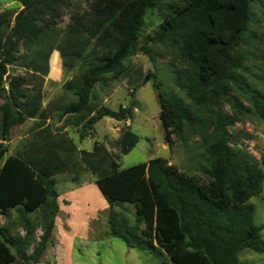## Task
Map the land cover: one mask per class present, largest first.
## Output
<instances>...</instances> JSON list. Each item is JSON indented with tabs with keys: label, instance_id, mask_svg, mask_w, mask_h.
I'll return each instance as SVG.
<instances>
[{
	"label": "trees",
	"instance_id": "16d2710c",
	"mask_svg": "<svg viewBox=\"0 0 264 264\" xmlns=\"http://www.w3.org/2000/svg\"><path fill=\"white\" fill-rule=\"evenodd\" d=\"M16 1L19 11L0 12V216L9 220L15 212L23 234H15L10 222L0 224V264H40L53 246L60 211L57 176L64 173L76 183L83 173L95 177L109 206L108 234L143 253L147 263L243 264L241 252L264 253L262 228L254 223L255 206L249 202L263 192L264 170L231 131L246 112L264 120V93L248 80L253 47L264 37V31L252 30L264 0ZM74 1L86 8L74 10L58 29L57 21ZM154 11L158 30L144 35L146 16ZM142 39L166 46L181 64L175 82L189 102L154 81L159 118L170 150L174 137L200 139L205 181L163 157L122 168V156L140 141L131 127L116 140V156L98 141L91 151L78 150L62 132L72 126L83 141L95 138L94 128L105 117L133 119L139 105L134 92L128 106L113 110L96 101L95 87L123 77L126 60L136 51L148 54ZM21 44L34 51L17 55ZM54 51L64 66L80 65L78 76L65 85L75 99L58 107L63 125L56 128L42 107ZM20 66L23 75L15 73ZM56 68L57 53L52 71ZM27 119L35 120L32 135L7 155L13 130ZM129 206L133 220L126 215Z\"/></svg>",
	"mask_w": 264,
	"mask_h": 264
},
{
	"label": "rangeland",
	"instance_id": "374dc122",
	"mask_svg": "<svg viewBox=\"0 0 264 264\" xmlns=\"http://www.w3.org/2000/svg\"><path fill=\"white\" fill-rule=\"evenodd\" d=\"M169 2L171 0H165ZM21 4L16 0H0V12L12 9L19 11ZM85 4L75 2L71 9L64 10L61 18L57 21V28L63 29L70 22V15L74 10H84ZM252 30L258 34L264 31V5L255 10ZM160 17L157 11L146 16L144 35H155L160 25ZM145 45V51H136L126 60L124 76L119 80L107 79L104 84L95 87L96 101L110 109L117 110L120 105L128 106L132 100L138 101V108L134 111L132 120L116 122L112 118L105 117L96 124V140H99L113 155H118L116 140L120 137L124 127H131L132 131L140 137L139 143L121 158V167L129 168L136 164L147 162L155 157L168 159L170 164L175 165L181 172L197 176L205 181L201 142L198 137H191L186 142L175 139V146L170 150L164 142V129L160 121V102L154 81H161L168 94L178 96L189 102L186 94L176 85L175 70L181 67L180 62L174 57L169 48L164 45L141 40ZM254 56L249 63L250 74L248 77L251 85L264 93V37L255 42L253 47ZM34 48H27L23 44L19 46L17 55L30 54ZM59 56V68L52 71V59L54 54ZM49 73L44 78L42 85L43 104L49 115L47 123L56 128L62 127L63 123L58 120V107L75 99L72 91L65 88L67 82L78 76L80 65L64 66L60 54L54 51L48 61ZM14 70V69H12ZM15 73L25 74L22 66L15 68ZM151 75L148 76V75ZM145 78L148 81H145ZM30 89V88H28ZM3 103L0 99V105ZM226 112L231 113L230 107L224 105ZM35 120L27 119L26 122L15 128L12 133L10 151L7 155L19 147L24 139H27ZM70 135L79 144V134L76 128L70 126ZM232 135L238 140L240 148L254 155L264 170V120L256 113L249 111L238 115L231 129ZM234 140V139H233ZM90 147L89 139L81 144V147ZM90 175L83 176L84 182L90 181ZM56 189L65 193L71 188H79L66 174L58 176ZM96 193H94L95 191ZM95 182L84 191L83 201H77L70 205L69 213L73 217L72 229L57 228V234L53 244H57L56 254L59 264H162L159 260H149L143 253L131 249L118 239L108 234L109 207L106 202L99 198ZM255 206L254 223L262 228L261 236L264 239V188L263 192L249 201ZM98 215V218L95 216ZM126 215L130 220L134 219V209L129 206ZM32 218L38 222V213L32 214ZM16 213L13 212L9 220L0 216V224L10 222L13 232L23 234L22 229L16 224ZM65 230H68L66 233ZM42 234L37 231L38 237ZM52 246L49 248L51 249ZM48 249V250H49ZM67 249V250H66ZM71 251V252H70ZM50 254V253H49ZM50 257L51 255H48ZM239 259L243 264H264V253H256L245 250L240 253ZM40 264H53L52 259H43ZM166 264V263H164Z\"/></svg>",
	"mask_w": 264,
	"mask_h": 264
},
{
	"label": "crops",
	"instance_id": "0c3cea01",
	"mask_svg": "<svg viewBox=\"0 0 264 264\" xmlns=\"http://www.w3.org/2000/svg\"><path fill=\"white\" fill-rule=\"evenodd\" d=\"M113 121H115L114 119H113ZM117 122V121H116ZM70 129H71V127H67V128H65L62 132L64 133V134H66L68 137H69V139H71L76 145H77V148H78V150H86V151H91L92 149H93V146H94V144H95V142L96 141H98V142H100L99 140H96V138H91V137H87V138H85L83 141H81L79 138H78V141H79V144H77L76 143V141H75V139L70 135ZM95 129V134L96 135H98L97 134V131H96V127L94 128ZM77 130V129H76ZM78 132V131H77ZM79 134V133H78ZM32 134H30V136H31ZM30 136L28 137V138H30ZM96 137V136H95ZM27 138V139H28ZM89 139V143H90V147L89 148H87V147H81V144L83 143V142H85L86 140H88ZM26 139H24V141H25ZM22 145V144H21ZM20 145V146H21ZM19 146V147H20ZM19 147H17V148H19ZM16 148V149H17ZM15 149V150H16ZM14 150V151H15ZM13 151V152H14ZM12 154V153H11ZM64 174H66L67 176H70L71 177V180H72V176L70 175V174H68V173H64ZM85 174H89L90 175V181H86V182H84V179H83V176L85 175ZM61 175V174H60ZM59 176V175H58ZM58 176H57V182H58ZM92 181L93 182H95V177L93 176V175H91L90 173H83L82 174V176H81V180H80V182L79 183H76V182H74L73 180H72V182H74L76 185H79L80 187L79 188H71V190H65V191H68V192H65V193H60L58 190V193H59V198H58V202H59V206H60V211H59V213H58V215H57V217H56V219H55V228H54V231H53V239L55 238V236H56V234H57V228H59V227H61V228H65V227H67L68 229H72V225H71V223H72V216H71V214L69 213V211H70V205L72 204V203H75V202H77V201H83L82 200V197H83V195H84V191H86V188L88 187V186H90V184L92 183ZM56 185H57V183H56ZM96 185V184H95ZM96 187H97V185H96ZM97 189H98V187H97ZM95 191V190H94ZM97 192H98V195H99V198L101 199V200H103V202H106L105 201V199H104V197H103V195L101 194V192L99 191V189L97 190ZM94 193H96V191L94 192ZM107 203V202H106ZM109 207V206H108ZM97 218H98V215H95ZM68 230H65V232L64 233H66ZM57 244H53V246H52V248L51 249H49V250H47V252L45 253V255H44V258L45 259H52L53 260V264H59V262H58V258H57V254H56V249H57ZM67 250V249H66ZM71 252V251H70ZM50 253V254H49ZM47 254L48 255H51L50 257H48L47 256ZM43 258V259H44ZM71 264H73V263H71Z\"/></svg>",
	"mask_w": 264,
	"mask_h": 264
},
{
	"label": "water",
	"instance_id": "95a60500",
	"mask_svg": "<svg viewBox=\"0 0 264 264\" xmlns=\"http://www.w3.org/2000/svg\"><path fill=\"white\" fill-rule=\"evenodd\" d=\"M146 81H148V79H147V78H145V81H144V82H146Z\"/></svg>",
	"mask_w": 264,
	"mask_h": 264
},
{
	"label": "built area",
	"instance_id": "2783aa9c",
	"mask_svg": "<svg viewBox=\"0 0 264 264\" xmlns=\"http://www.w3.org/2000/svg\"><path fill=\"white\" fill-rule=\"evenodd\" d=\"M116 121V120H115ZM117 122H120V121H117Z\"/></svg>",
	"mask_w": 264,
	"mask_h": 264
}]
</instances>
